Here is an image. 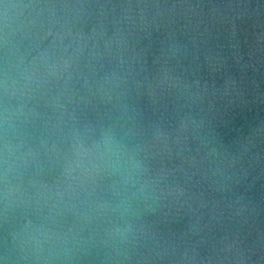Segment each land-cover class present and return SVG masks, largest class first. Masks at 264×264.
Masks as SVG:
<instances>
[{
  "label": "clouds",
  "instance_id": "1",
  "mask_svg": "<svg viewBox=\"0 0 264 264\" xmlns=\"http://www.w3.org/2000/svg\"><path fill=\"white\" fill-rule=\"evenodd\" d=\"M24 7L42 21L59 22L60 13L78 6L37 0ZM5 29L0 36V264H146L141 250L159 244L157 221L187 203L194 176L227 199L235 216L254 210L248 193L264 178V156L250 147L227 153L209 118L217 103L245 102L242 81L230 78V89L210 93L198 81L182 83L165 74L149 96L154 104L165 95L183 101L171 111L163 105L145 123L142 109L117 92L103 116L79 119L61 103L64 91H53L61 80L67 84L70 62L47 48L30 59L21 54L7 13ZM165 158L181 162L169 167ZM254 165L260 166L258 176L252 175Z\"/></svg>",
  "mask_w": 264,
  "mask_h": 264
},
{
  "label": "water",
  "instance_id": "2",
  "mask_svg": "<svg viewBox=\"0 0 264 264\" xmlns=\"http://www.w3.org/2000/svg\"><path fill=\"white\" fill-rule=\"evenodd\" d=\"M36 2L0 0V36L7 13L21 54L30 59L47 48L70 62L67 84L61 80L53 91H64L61 103L79 119L103 116L123 92L147 123L163 105L171 111L183 103L175 95L152 102L149 92L165 74L198 81L210 93L230 89L232 78L242 81L245 102L216 104L209 113L214 134L229 154L250 147L264 156V0H59L78 6L59 22L24 7ZM254 168L258 176L260 166ZM199 179L189 182L187 203L157 221L159 244L141 250L146 264H264V178L248 193L254 210L241 217Z\"/></svg>",
  "mask_w": 264,
  "mask_h": 264
}]
</instances>
